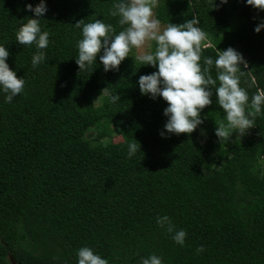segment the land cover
<instances>
[{
	"label": "trees",
	"instance_id": "1",
	"mask_svg": "<svg viewBox=\"0 0 264 264\" xmlns=\"http://www.w3.org/2000/svg\"><path fill=\"white\" fill-rule=\"evenodd\" d=\"M115 2L44 0L39 24L49 44L33 67L38 50L20 45L16 32L36 18L26 5L40 0H0V46L25 81L10 103L0 91V264H78L81 247L108 264L151 255L162 264H264V106L245 135L233 132L220 143L215 129L227 121L216 103L217 80L203 123L190 135L167 133V102L141 94L138 84L158 68L141 65L135 48L118 71H104L103 50L85 71L75 62L77 21L101 19L115 34L123 30L109 15ZM194 16L210 45L201 69L205 57L215 61L222 50H237L248 62L240 65V86L250 102L264 90V28L254 30L264 11L246 0H158L155 8L166 26ZM210 75L217 77L215 63ZM97 133L103 135L90 137ZM131 143L138 150L129 157ZM165 215L187 233L183 246L157 224Z\"/></svg>",
	"mask_w": 264,
	"mask_h": 264
},
{
	"label": "clouds",
	"instance_id": "2",
	"mask_svg": "<svg viewBox=\"0 0 264 264\" xmlns=\"http://www.w3.org/2000/svg\"><path fill=\"white\" fill-rule=\"evenodd\" d=\"M221 3H227V0H221ZM246 3L264 11V0H246ZM157 4L158 0H116L109 15L119 17V25L124 26L118 34H115L112 24H106L101 19L89 23H85L84 19L77 21L75 27L82 30L75 61L80 72L87 70L96 61L101 50L103 54L99 55V59L104 71H118L121 62L135 48L138 50L135 59L141 65L158 68L151 74L141 75L138 84L141 94H150L153 99L160 96L167 102L168 106L164 109V115L168 117L164 125L167 133L190 135L203 123L200 113L212 104L211 87L218 80L219 86L215 88L216 103L226 114L227 123L221 122L215 129V134L220 143L230 140L233 132L238 133V136L245 135L248 129L255 126V119L264 106V90L257 89L249 102L248 92L240 86V77L244 75L240 65L247 68L248 62L241 53L228 47L219 52L215 61L211 57H205V67L202 70L201 53L210 45L205 43L206 33L197 26L199 19L194 16L184 23H169L161 29V22L153 18V9ZM26 8L36 18L30 17L19 28L16 41L20 45L36 46L38 51L32 57V65L36 67L45 60V53L40 50L46 49L49 44V33L41 32L39 24V18L46 13L47 7L44 0H40L35 7L27 4ZM261 28H264V22L254 30L259 33ZM151 41L156 43L155 51H145L146 43ZM8 56L6 47L0 46V91L5 94V102L10 103L23 92L25 81L10 69L6 63ZM213 63L217 72L216 79L210 75ZM111 99L116 102L120 96H113ZM160 135L163 137L165 132L161 131ZM137 150L136 143L129 144V157ZM157 224L166 228L168 233H174L172 239L177 244L184 245L187 233L176 230L167 215L158 216ZM202 251L203 246H200L197 252ZM77 255L78 264H108L106 259L94 254L89 247H81ZM137 264H162V260L156 255L140 256Z\"/></svg>",
	"mask_w": 264,
	"mask_h": 264
},
{
	"label": "rangeland",
	"instance_id": "3",
	"mask_svg": "<svg viewBox=\"0 0 264 264\" xmlns=\"http://www.w3.org/2000/svg\"><path fill=\"white\" fill-rule=\"evenodd\" d=\"M155 8H156V7H155ZM155 8L153 9V13H154V17H153V18L156 19V17H155ZM164 27H166V25H164L163 23H161V29H163ZM151 44H152V41L146 43L144 50H145V51H150V50H151ZM149 45H150V47H149ZM136 50H137V49H136ZM137 54H138V50H137ZM98 103H99V102H96V104H98ZM96 128H97V127H92V128H90V131H89V132H94V130H95ZM200 129H201V138H202V141H205V142L210 143V140L207 139L208 131H207V130H204V129H202V128H200ZM101 135H103V133H97V134L91 135L90 137H95V136H96V137L98 138V137L101 136ZM112 140L115 141V142H123V138H122V136H120V135H118V134H114Z\"/></svg>",
	"mask_w": 264,
	"mask_h": 264
}]
</instances>
